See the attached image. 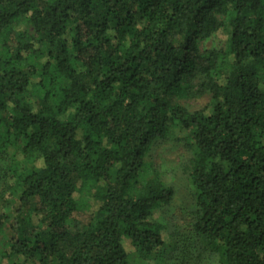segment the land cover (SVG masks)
I'll return each instance as SVG.
<instances>
[{
	"label": "trees",
	"instance_id": "trees-1",
	"mask_svg": "<svg viewBox=\"0 0 264 264\" xmlns=\"http://www.w3.org/2000/svg\"><path fill=\"white\" fill-rule=\"evenodd\" d=\"M211 36L225 49L200 52ZM205 95L208 114L175 104ZM0 122L42 163L0 209V264H133L123 239L138 257L162 248L154 215L174 191L144 157L171 128L189 137L193 231L217 264H264V0H0Z\"/></svg>",
	"mask_w": 264,
	"mask_h": 264
},
{
	"label": "rangeland",
	"instance_id": "rangeland-1",
	"mask_svg": "<svg viewBox=\"0 0 264 264\" xmlns=\"http://www.w3.org/2000/svg\"><path fill=\"white\" fill-rule=\"evenodd\" d=\"M14 30L28 31L30 29L23 23L14 25ZM221 35H224L220 33ZM225 39L219 36H211L199 45L200 52L208 50H224ZM38 77L32 78L36 84ZM210 95L194 99L175 100V104L193 113L204 111L208 114ZM6 127L0 122V209L9 213L14 211L10 201L17 198L15 189L17 177H21L27 170L42 165L39 158L34 157L29 161L23 159L20 148L22 143L13 138L5 137ZM188 134L178 129H169L164 138L157 139L150 146L144 157V173L150 175L154 171L159 173L160 180L170 186L174 195L170 203L157 210L154 217L165 228L164 245L150 257H138L127 239L122 244L133 264H217L218 256L210 247L193 231L195 221V202L193 188L189 175L191 171V152L188 147ZM89 190H85L80 196L83 206L80 216L88 218L92 212V200H89ZM9 205V206H7ZM11 244V231L8 225L0 228V257L8 254ZM2 264H7L3 260Z\"/></svg>",
	"mask_w": 264,
	"mask_h": 264
}]
</instances>
